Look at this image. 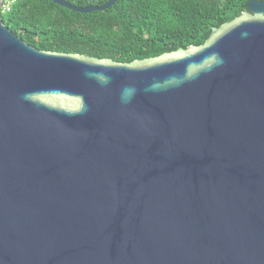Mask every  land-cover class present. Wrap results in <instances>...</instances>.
<instances>
[{"label": "water", "instance_id": "obj_1", "mask_svg": "<svg viewBox=\"0 0 264 264\" xmlns=\"http://www.w3.org/2000/svg\"><path fill=\"white\" fill-rule=\"evenodd\" d=\"M6 1L0 264H264V1L131 64L28 45Z\"/></svg>", "mask_w": 264, "mask_h": 264}, {"label": "trees", "instance_id": "obj_2", "mask_svg": "<svg viewBox=\"0 0 264 264\" xmlns=\"http://www.w3.org/2000/svg\"><path fill=\"white\" fill-rule=\"evenodd\" d=\"M67 1L87 7L109 0ZM249 1L117 0L109 9L80 13L48 0H12L1 17L38 50L131 64L204 45L214 28L247 14Z\"/></svg>", "mask_w": 264, "mask_h": 264}, {"label": "built area", "instance_id": "obj_3", "mask_svg": "<svg viewBox=\"0 0 264 264\" xmlns=\"http://www.w3.org/2000/svg\"><path fill=\"white\" fill-rule=\"evenodd\" d=\"M7 2H8V3H6V4L3 5L2 12H4L5 10H6V11L9 10V8H10V7H9V6H10L9 2H10V1H7Z\"/></svg>", "mask_w": 264, "mask_h": 264}]
</instances>
